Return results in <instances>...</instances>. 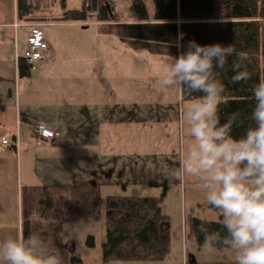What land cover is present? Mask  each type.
Instances as JSON below:
<instances>
[{
  "label": "crops",
  "instance_id": "crops-1",
  "mask_svg": "<svg viewBox=\"0 0 264 264\" xmlns=\"http://www.w3.org/2000/svg\"><path fill=\"white\" fill-rule=\"evenodd\" d=\"M51 7L37 13L44 21L25 22L16 0H0V244L22 231L23 197L31 189L90 184L100 194L114 186L157 198L136 189L199 184L166 175L192 144L182 118L190 102L159 83L169 55L132 50L103 32L109 24L55 21L63 10L54 15ZM34 27L49 49L28 71L15 56ZM37 124L54 139L39 143Z\"/></svg>",
  "mask_w": 264,
  "mask_h": 264
},
{
  "label": "trees",
  "instance_id": "trees-1",
  "mask_svg": "<svg viewBox=\"0 0 264 264\" xmlns=\"http://www.w3.org/2000/svg\"><path fill=\"white\" fill-rule=\"evenodd\" d=\"M18 18L25 22H40L45 19L37 16L42 8L53 5L54 0H16ZM131 10L138 23L120 24L113 14L110 0H83L80 9L66 10V0H59L63 14L54 18L60 22H97L109 24L103 32L117 38L135 51H148L155 54L177 55L186 51L189 41L200 45L220 43L232 44L239 51L249 54L251 62L247 70L252 79L247 83L233 85L229 82L231 71L222 79L228 92L227 103L221 105V123L226 114L239 111L250 116L255 106L251 86L264 80V0H149L154 7L149 17L142 0H131ZM235 57L229 59V66ZM21 62H23L21 60ZM27 70L30 66L25 65ZM24 67V66H23ZM199 95V94H196ZM191 101L192 97L182 98ZM250 121H245V126ZM244 128H236L235 137L243 134ZM45 189V188H44ZM31 189L24 194L22 204V232L25 237L33 232L45 234L53 249H59L64 264H83L76 252H69L61 241V224L48 223L43 214L54 212L63 219L72 221L82 218H100L101 194L97 185ZM47 193H44V192ZM105 208V238L102 245L103 264L110 259L123 263H160L170 252L169 217L162 213L160 201L154 197L108 196L103 201ZM66 210V214H65ZM34 216L37 220H34ZM191 232L202 243L207 232L224 229L219 222L191 219ZM89 245H93L89 238ZM226 249V248H219ZM215 264H236L221 261Z\"/></svg>",
  "mask_w": 264,
  "mask_h": 264
},
{
  "label": "clouds",
  "instance_id": "clouds-1",
  "mask_svg": "<svg viewBox=\"0 0 264 264\" xmlns=\"http://www.w3.org/2000/svg\"><path fill=\"white\" fill-rule=\"evenodd\" d=\"M235 57L229 66V59ZM250 56L232 44L200 45L189 41L186 51L168 56L160 85L175 90L182 98L192 97L182 113L186 135L192 144L179 167L168 169L170 180L194 178L205 190L206 203L217 214L224 229L207 232L201 243L194 234L184 236V245L211 253L219 248L235 252L236 264H264V80L251 86L255 106L250 116L239 111L226 114L221 123V105L227 103L228 89L222 76L232 72L233 85L247 83ZM199 94V95H196ZM245 121L250 123L245 126ZM236 128H244L235 137ZM167 168V165L165 166ZM184 206L191 207L188 202ZM66 214V210H65ZM65 230V240L73 238L83 219L72 221L53 217ZM2 264H64L59 249H53L48 237L33 232L27 237L21 231L0 244ZM108 264H123L110 259Z\"/></svg>",
  "mask_w": 264,
  "mask_h": 264
},
{
  "label": "rangeland",
  "instance_id": "rangeland-1",
  "mask_svg": "<svg viewBox=\"0 0 264 264\" xmlns=\"http://www.w3.org/2000/svg\"><path fill=\"white\" fill-rule=\"evenodd\" d=\"M146 10L151 17L154 13L153 4L149 0H142ZM113 8V14L121 22H127L132 19H137L131 10V0H110ZM83 0H66V9H80ZM54 15L60 13L61 6L59 0H54L51 7ZM58 12V13H57ZM21 55V54H20ZM262 67H264V56L262 59ZM117 180V179H116ZM137 194L140 196H155L160 201L162 213L170 219V252L163 263H123V264H211L221 261H235V252L231 249H219L215 252H205L202 248L188 247L184 245V237L191 229V219L196 218L205 221L219 222L217 214L213 212L210 206L206 203L205 190L200 184L191 186L186 184L183 186L172 187L170 192L163 188H147L145 191H140L138 188ZM132 196L134 193L132 188L127 192H122L120 189L110 186L105 187L101 191V202L99 205L100 218L98 220L92 218H82L83 223L77 226V230L73 238L65 240V230L61 226V241L69 252H76L80 255L83 264H103L102 260V245L105 238V208L103 201L107 196ZM185 202H188L191 207H185ZM48 223H53V217L57 218L54 212L43 214ZM61 216V215H60ZM62 217V216H61ZM42 221L44 219L42 218ZM220 223V222H219ZM192 234V232H191ZM89 238H92L93 245H89Z\"/></svg>",
  "mask_w": 264,
  "mask_h": 264
},
{
  "label": "built area",
  "instance_id": "built-area-1",
  "mask_svg": "<svg viewBox=\"0 0 264 264\" xmlns=\"http://www.w3.org/2000/svg\"><path fill=\"white\" fill-rule=\"evenodd\" d=\"M49 49V44L45 38L44 33L38 28L34 27L30 31V35L27 38L26 46L23 53L16 54V61L22 59L29 66H38L46 51ZM34 134L36 135L39 143H44L54 139L55 133L49 130L45 125L37 124L33 128ZM8 144L6 139H2V145Z\"/></svg>",
  "mask_w": 264,
  "mask_h": 264
}]
</instances>
